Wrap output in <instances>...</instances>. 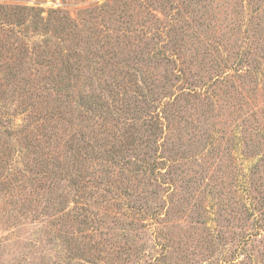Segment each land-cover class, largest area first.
<instances>
[{"label":"rangeland","instance_id":"1","mask_svg":"<svg viewBox=\"0 0 264 264\" xmlns=\"http://www.w3.org/2000/svg\"><path fill=\"white\" fill-rule=\"evenodd\" d=\"M0 264H264V0H0Z\"/></svg>","mask_w":264,"mask_h":264},{"label":"trees","instance_id":"2","mask_svg":"<svg viewBox=\"0 0 264 264\" xmlns=\"http://www.w3.org/2000/svg\"><path fill=\"white\" fill-rule=\"evenodd\" d=\"M130 76V75H128ZM125 79V76L122 77V81ZM50 83V82H49ZM48 83V84H49ZM46 85V83L44 84ZM50 85L53 86L52 81L50 83ZM117 89H119L120 87H118L119 85H115ZM54 87V86H53ZM47 89V87H46ZM113 91L112 89H109L107 92ZM101 92V91H100ZM123 93V92H122ZM118 94L115 92V94L112 95V97H116ZM150 93H145L143 95L144 100L142 103L143 105H145V107H148L149 101L152 102V98L149 96ZM107 97H109L108 95H106ZM106 96H101L97 93H94L93 91L90 92L89 95H85V97H82L79 101V109L81 108V116L83 117L85 114H93V112L98 113L99 116H101L104 112H108L109 106L107 105V101L105 100ZM82 101H84L82 103ZM98 110H101L100 112H98ZM68 111V110H66ZM157 117H154V119H152V117H149L145 124L142 125V130H135L134 127H132L131 129H127L124 130L123 133L121 134L120 138L118 139L119 142V147L122 148V150L124 149H139L141 148L142 151V159L140 161L143 162V164H145L147 167L150 165L151 162H147L149 159V157H147V152L145 151L146 148H148V143H150L149 141H152L151 137L155 135L156 131L159 129V124H157ZM152 122L151 126L150 123ZM99 125H103V124H99ZM115 126V125H114ZM147 127H149L150 129H147ZM100 128V127H99ZM97 128V129H99ZM104 129L100 130V132L102 134H104ZM155 131V132H154ZM109 135H107L108 137ZM106 136H104V139H101V141H107V143H110V139L115 137V134L111 135L110 138H107ZM142 137L144 138V140L142 139ZM49 139V137L47 138ZM117 139V138H116ZM142 141V142H141ZM95 144L90 145L88 144L85 151L84 152H79L76 149H74V154L76 155V153L78 155H84L83 159L80 162H85L86 160L89 159V157L94 153V149H95ZM90 151V152H89ZM118 151V150H115ZM114 152V150H113ZM89 153V156H88ZM79 162V163H80ZM83 164H79V167L75 168V172H76V178H78V180H84L83 178H81V172H79L80 170L83 169ZM123 167L125 168L124 170H126V164H123ZM156 168V166L153 167V169L151 170L152 172H154V169ZM110 173V169H108L106 171V174L109 175ZM86 210V209H85ZM85 223V220H84Z\"/></svg>","mask_w":264,"mask_h":264}]
</instances>
